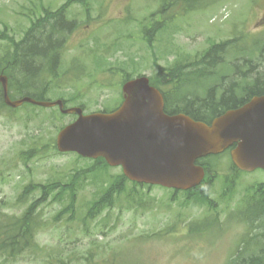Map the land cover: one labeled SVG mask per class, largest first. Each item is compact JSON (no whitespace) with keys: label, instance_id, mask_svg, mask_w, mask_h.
<instances>
[{"label":"rangeland","instance_id":"1","mask_svg":"<svg viewBox=\"0 0 264 264\" xmlns=\"http://www.w3.org/2000/svg\"><path fill=\"white\" fill-rule=\"evenodd\" d=\"M65 1L0 0V55H10V43L20 40L43 8L56 12ZM161 7V0H72L64 18L74 21L75 28L65 33L56 65L53 69L48 62L40 65L43 76L22 92L39 93L44 87L46 99H64L68 106H82L87 113L107 111L121 102L126 76L154 77L175 65L190 71L212 44L233 39L240 40L224 54L227 66H217L218 75L238 77L242 84L238 75L246 70L250 51L253 63L260 61L257 69L264 68V0H218L190 11L169 6L159 14ZM154 19L161 28L150 24ZM236 62L239 66L233 72L228 65ZM190 78L178 89L165 86L170 101L179 105L184 99L203 98V91L218 81ZM73 118L34 105L0 113V221L19 216L40 197V185L60 184L59 196H48L36 210L42 220L35 235L39 249L14 258L0 256V264H227L240 240L251 236L238 212L253 188L264 183V170L236 173L225 154L209 159L210 193L205 200L192 193L195 205L184 204L186 193L181 191L158 186L132 190V183L126 182L125 190L149 207H135L122 194L112 205L89 215L122 171L103 161L58 152L56 135ZM213 217H218L214 229L186 233L188 222L203 223ZM253 231L259 236L246 240L254 250H248L246 258L264 254V220Z\"/></svg>","mask_w":264,"mask_h":264},{"label":"water","instance_id":"2","mask_svg":"<svg viewBox=\"0 0 264 264\" xmlns=\"http://www.w3.org/2000/svg\"><path fill=\"white\" fill-rule=\"evenodd\" d=\"M0 83L3 100L12 108L28 102L58 106L63 114L76 113V120L56 136L58 151L103 157L110 166H121L131 181L192 188L204 177L202 166L195 161L233 145L230 158L239 170L264 169V95H255L206 124L182 113L166 114L162 93L146 76L122 85L123 102L116 110L88 115L79 107L64 108L61 100L41 101L29 96L12 100L5 75L0 74Z\"/></svg>","mask_w":264,"mask_h":264},{"label":"trees","instance_id":"3","mask_svg":"<svg viewBox=\"0 0 264 264\" xmlns=\"http://www.w3.org/2000/svg\"><path fill=\"white\" fill-rule=\"evenodd\" d=\"M71 1L72 0H66L56 12H49L48 9L43 8L42 10L44 13H42L39 18L31 22L30 26L20 40L10 43V55L7 57L5 55H0V73H4L8 77V92L11 98H15L22 94L31 96L35 99H44V87L39 93L29 90L23 93L22 91L32 87L35 80H37L39 76H43V71H41L42 66L40 65L48 62L52 69L56 65L55 58L57 54L61 55V41L66 38L65 33L70 32L75 28L74 21H67L64 18L65 10L68 5H70ZM161 1L162 7L159 10V14H163L165 10H168L167 7L169 6L176 8L178 5V7L181 6L184 11H190L191 9H195L199 6H205L218 0ZM150 24H152L155 28H161V22H159L158 19L150 21ZM239 40L240 39L226 40L212 44L202 54L200 59L193 64L194 67L190 71H183L186 66L175 65V67L173 66L169 68L166 72L159 70L154 77H150V83L160 89L163 93L166 113L172 114L183 112L194 120L209 123L208 118H202L201 114L193 115L189 112V109L194 107L196 111L210 113L211 118L228 109H233L244 104L254 95H264V68L261 70L257 69V63L260 61H254L253 63V51H250L251 53L245 60L247 63L246 70L239 75L237 72L235 73V75H238L243 79L244 82L242 84L238 83V77L235 79H233V77L229 78L227 75H218V72L215 71L217 66H219V68L227 66L226 61L223 60V56L229 49L233 50ZM261 44L262 51L264 50V42L262 41ZM237 63L238 62L234 63L232 66L229 63L228 67L236 71V68L239 66ZM186 77H191L189 80H192L194 77L197 80H210L216 77L218 78V82L213 85V87L206 89L207 93L203 98L196 97V99H184L181 100L183 105H177L174 101H170L171 95L168 93L165 86L172 85L174 89H176V87L178 89L179 85L186 82ZM130 78H132L131 75L126 76L122 80V83ZM215 91L217 92L216 97H214ZM181 93L185 96H189L188 92ZM4 110L11 109L7 108L3 102L2 88L0 85V113ZM228 151L229 150L219 155L207 156L196 161L204 167L205 176L196 187L187 191H182L183 193H186L184 204L195 205L192 193H195L194 195H196L199 199L205 200L207 198V195L210 193L209 191L213 180V165L208 161L212 157H217L219 159L224 154L228 156ZM97 161L103 160L99 158ZM103 163L107 165L104 161ZM230 164L231 170L236 173L240 172L231 163V161ZM94 165H96V163H94ZM126 182H128L127 179L121 175L119 179L110 183L105 189L103 195L89 209L88 214L94 216L96 212H99L105 206L112 205L115 198L119 200V197L122 194H124L126 202L137 204L135 207L142 206V204L144 205L145 203H142L141 199H136V196H138L137 194L127 192V189L125 190ZM50 184L51 183H46L45 185L39 186L40 197L35 198L31 203H29V206L25 208L19 216L11 215L6 218L5 221H0V256L14 258L23 254L27 250L37 251L39 249V246L35 241V235L41 228L42 220L36 210L48 196H53V194L54 197L59 196L58 189L60 184ZM131 185L133 186L132 190H135L137 186H143L135 182ZM208 204L210 205V203ZM145 206L149 207V205L146 204ZM238 213L240 219L247 222L245 224L247 225L251 236L244 237L240 240V243L235 249V257L232 258L228 264H264V254H252L247 258L244 256L248 250H252L254 252L253 249L248 248L246 240H256L259 234L254 232L253 228L260 224V220H264V183L258 184L253 188V193L249 195L244 209ZM216 222H218V217L210 218L208 221L203 223L190 221L187 225H185L186 233H205L210 229H214ZM164 233L170 234L167 230Z\"/></svg>","mask_w":264,"mask_h":264},{"label":"flooded vegetation","instance_id":"4","mask_svg":"<svg viewBox=\"0 0 264 264\" xmlns=\"http://www.w3.org/2000/svg\"><path fill=\"white\" fill-rule=\"evenodd\" d=\"M175 102V100H173ZM189 112L193 115H198V114H201V117L202 118H205V119H209V121H211L214 117H211L210 118V113H207V112H200V111H196L194 107H191L189 109ZM198 112V113H197Z\"/></svg>","mask_w":264,"mask_h":264},{"label":"bare ground","instance_id":"5","mask_svg":"<svg viewBox=\"0 0 264 264\" xmlns=\"http://www.w3.org/2000/svg\"><path fill=\"white\" fill-rule=\"evenodd\" d=\"M262 251H263V249H262Z\"/></svg>","mask_w":264,"mask_h":264}]
</instances>
